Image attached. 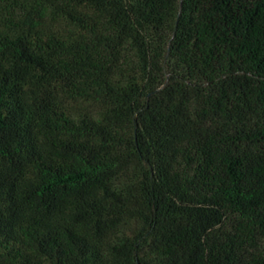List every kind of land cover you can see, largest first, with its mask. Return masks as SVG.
I'll return each instance as SVG.
<instances>
[{"label": "trees", "instance_id": "obj_1", "mask_svg": "<svg viewBox=\"0 0 264 264\" xmlns=\"http://www.w3.org/2000/svg\"><path fill=\"white\" fill-rule=\"evenodd\" d=\"M0 264H264V0H0Z\"/></svg>", "mask_w": 264, "mask_h": 264}]
</instances>
